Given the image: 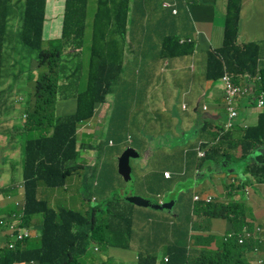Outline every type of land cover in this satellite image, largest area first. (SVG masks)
I'll list each match as a JSON object with an SVG mask.
<instances>
[{
    "label": "crops",
    "instance_id": "0c3cea01",
    "mask_svg": "<svg viewBox=\"0 0 264 264\" xmlns=\"http://www.w3.org/2000/svg\"><path fill=\"white\" fill-rule=\"evenodd\" d=\"M163 2L177 8V13L172 14L170 8L163 7ZM227 3L228 0H132L123 41L122 70L110 93L113 98L107 100L108 94L104 104L95 109L92 119H104L115 108L113 118H118L121 124L123 112L132 110L129 123L148 126L145 135L135 141L130 137V143H134L131 147L138 153L134 185L127 192L117 171L115 182L125 200L128 196H139L156 201V195L161 194L164 202L171 201L173 206L165 211L122 204L132 219L128 245L125 248L103 245L107 249L102 261L86 256L83 264H138L139 256L145 254L153 255L155 264H183L182 255L175 247L185 248V264H195L194 258L202 250L217 249L228 232L238 234L244 225L253 229V222L261 230L247 242L257 250L246 245L240 252L245 264H256L259 258L264 264V184L244 176L242 164L238 174L231 171L225 174L217 165L221 162L225 166L223 160L238 161L242 130L254 125L263 110L256 106L257 95L248 91L236 101L237 117L228 131L229 136L223 141L215 131L226 121V87L222 78L227 75L223 73L218 80L208 81L205 70L209 52L218 50L223 43ZM50 7L51 1L46 0L44 24ZM51 29L55 31V25L48 32ZM236 44L240 47L253 44L259 52L258 70L264 69V0H241ZM250 82L254 84L252 79L232 84L244 88ZM88 125L77 127L80 148L85 146L78 143V134L88 133L85 130ZM13 129L0 127V137L10 134L5 139L14 141V134L10 133ZM123 134L125 131L120 136L122 150L126 146ZM214 145H220L226 156L218 155L199 166L202 158L197 153L206 155ZM15 146L9 150L5 146L6 153L0 156V214L14 210L7 196H20L17 190L4 193L22 180V177L15 178L22 176L21 150L20 162L14 156ZM164 172L169 173L168 179L163 177ZM231 180L238 186L244 184V191L232 188L228 192ZM194 194H208L214 198L212 203H239L244 207V215L239 219L234 217L233 223L210 216L204 204L192 200ZM37 225L39 221L30 224L33 228ZM32 239L30 246L35 245ZM6 241L0 225V244ZM162 245H165L164 253H161ZM95 247L93 251H98Z\"/></svg>",
    "mask_w": 264,
    "mask_h": 264
},
{
    "label": "trees",
    "instance_id": "16d2710c",
    "mask_svg": "<svg viewBox=\"0 0 264 264\" xmlns=\"http://www.w3.org/2000/svg\"><path fill=\"white\" fill-rule=\"evenodd\" d=\"M129 3L130 0H97L92 22L86 87L82 92L76 93L74 112L59 117L54 115L55 98L59 88L57 73L64 74L65 69L64 66L59 67L60 55L66 48L82 51L87 0H64L60 37L49 41L47 48H43L42 35L46 0H25L21 41L30 50L37 52V66L45 71L38 74L34 82L35 103L32 111H28L29 120L25 124L28 131L36 135L22 142V182L18 184L24 187V224L30 225L35 216H41V222L37 225L38 236L32 239L35 245L30 246V239H27L19 242L14 249L1 248L0 264H82L80 256L89 241L118 248H125L129 243L132 219L122 204L132 206L130 201L124 198L109 201L104 208H91L81 213L66 208L53 209L45 200L37 197L39 184L49 189L62 188L66 185V180L81 167L77 163L80 159V146H77L76 138L77 125L92 118L95 109L104 104L106 96L112 92L121 74ZM240 6L241 0H228L224 14L223 43L218 50L209 52L205 79L214 82L226 73L230 75L233 83L240 84L242 81H248L244 75H249L252 80L258 76L259 80L254 81L251 93L256 96L260 92L264 93V69L258 70L259 52L253 44L242 47L236 44ZM172 9L177 13V8H170L171 13ZM12 10V0H0L1 95L4 94L1 90L3 49ZM78 70L79 66L74 64L72 73L66 77L68 83L63 89L73 87L70 79L77 77ZM125 112L122 114L120 129L126 123ZM215 131L217 135L223 132L222 128ZM228 136V132H225L221 139L224 141ZM126 137L125 142H130L131 136ZM238 145L241 148L238 161L242 164L243 175L258 184H264V107L257 116L256 123L242 130ZM219 151H222L220 145H214L206 155L204 154L199 166L214 160L218 155L226 156L224 153L218 154ZM223 163L228 167V160H223ZM217 165L222 167L221 162ZM243 186L244 184H241L235 189L241 191ZM227 187L229 192L233 186L230 184ZM16 189L17 186L13 185L4 193L12 194ZM204 205L210 216L225 218L232 223L234 217L242 218L245 211L241 204L234 202H211ZM2 221L4 217L0 214V225L3 228L5 225L1 224ZM246 229L250 230V227ZM241 232H244V229H241ZM238 234L222 241L218 249L202 250L194 258V263L245 264L240 250L246 245L253 248V244L247 242L252 238L238 242ZM175 248L180 251L182 263L185 264V248ZM138 264H155V257L141 255ZM256 264H263V259L259 258Z\"/></svg>",
    "mask_w": 264,
    "mask_h": 264
},
{
    "label": "rangeland",
    "instance_id": "374dc122",
    "mask_svg": "<svg viewBox=\"0 0 264 264\" xmlns=\"http://www.w3.org/2000/svg\"><path fill=\"white\" fill-rule=\"evenodd\" d=\"M50 1L51 7L50 13L47 15V25H43V48L49 47L48 42L52 39H58L60 37L64 0ZM12 2L13 10L9 17L6 41L3 49V81L1 90L3 89L4 94H0V121L4 122H0V127L7 128L8 130H10L11 127L15 128L10 132L14 134L15 140H7L10 138V134L6 135L8 138L5 134L2 135L3 137H0V156L6 153L4 149L5 146V148L9 150L13 145H17L15 146L16 151L14 152V156L21 162L20 150L22 155V142L36 135L28 131L25 123L29 120L28 111H32L35 103L33 93L35 79L38 74L43 73L45 69L37 66V52L30 50V48L21 41L25 0H12ZM131 2L132 0H130L129 8ZM96 3L97 0H87L82 51L79 52L80 49L66 48L60 55L59 67L64 66L65 69L64 74L57 73V86L59 85V88L55 98V116L65 117L71 115L75 110L76 93L82 92L86 87L92 22L96 12ZM51 25H55V31L51 29L50 32H48ZM74 64L79 66V70L76 74L77 77L70 79L73 83V87L63 89L62 87L68 83L66 77L72 73ZM112 98L113 94H110L107 100H111ZM131 112L132 110L125 112L124 118L126 123L122 129H120V120L118 118H113L116 114L114 109H110L104 119L101 117V119H97L95 117L94 119L91 118L88 121L79 123L77 125L78 128L90 124L85 127L88 133L78 134V143H82L85 146V148H80L82 159H78L77 161V163L81 165L80 169L66 180V185L62 188L49 189L43 184H39L37 189L38 199L45 200L53 209L66 208L81 213H85L91 208H104L107 202L122 199L123 195L121 194L120 186L115 182L117 159L123 151L120 136L122 135V131H125V134L130 135L133 141H135L137 138H140L141 135H145V130H147L148 127L146 124L129 123V120L132 118ZM151 118H153L154 121L156 120L153 116ZM145 120L148 121L147 118ZM18 141L21 143L20 146ZM128 141L129 140H126L125 142V144L128 145L127 148L125 147L126 149L124 148L125 150L129 149L130 146H134V143L131 144ZM219 153L222 154L223 152L219 151L218 154ZM90 156L91 158L89 159L88 157ZM137 160L138 159L130 160L131 179L125 183L127 192H129L130 185H134L135 182L134 171ZM9 164L10 162L7 161V165ZM228 165L229 167H220L221 171L225 174H228L230 171L234 174L239 173L241 162L232 161L231 163L229 162ZM19 167L20 172H22L21 164ZM18 174L19 171L16 172V175ZM20 177L22 176L15 178L18 180ZM20 182H22V180L19 181V183ZM203 195L208 194H199L200 197ZM211 198L212 200L214 199L212 196ZM36 221L41 222V216H35L30 224H34ZM253 224H255L253 225V229L245 232L251 234L252 237H256L257 232L261 230V226L257 225L255 222H253ZM247 227L248 225H244L242 229H246ZM30 228L37 231V229L31 226ZM93 246H97L99 250L93 251ZM97 247H95V250L98 249ZM106 249V246L102 244L98 245L97 243L89 241L84 253L80 256V260L82 262L86 256H95L99 261H102L106 255ZM253 249L257 250V247L253 246ZM164 251L165 245H162L161 253H164ZM94 260L95 259H92L90 261Z\"/></svg>",
    "mask_w": 264,
    "mask_h": 264
},
{
    "label": "built area",
    "instance_id": "2783aa9c",
    "mask_svg": "<svg viewBox=\"0 0 264 264\" xmlns=\"http://www.w3.org/2000/svg\"><path fill=\"white\" fill-rule=\"evenodd\" d=\"M163 7L165 8H171V5L168 2H163ZM172 14H176V10L172 9ZM183 41V40H182ZM181 41V42H182ZM226 74V73H225ZM227 76H224L222 78V81L226 87L225 90V97H224V102H225V110H226V121L223 124L222 128H223V133H225L227 130L231 129L233 126V121L234 119L237 117V111H236V101L245 93H252L254 84L252 82H250V87L247 84L244 88H241L239 85L238 86H234L232 84L231 78L228 74H226ZM244 77L248 80L252 79L249 75H244ZM254 79V78H253ZM255 101H256V105L258 108H262L264 105V94L262 92H260L256 97H255ZM236 103V104H235ZM197 157L202 158L204 156L203 153H197ZM198 172V170H197ZM163 177L165 179H168L170 177L168 172H164L163 173ZM17 188L19 190H23V186L21 184L17 185ZM192 200L194 202H203L204 204H209L212 201L211 196H207V195H203L202 197H200L197 194H194L192 196ZM156 202L158 204H163L164 200H163V196L161 194L156 195ZM17 206L20 207L21 211L23 210V203L21 202H17ZM22 223V213L20 214H13L11 215L9 218L4 219V221L1 222V224L5 225V231L7 234H9L12 239L15 240H21L24 239L26 237H29L31 232L28 228L21 226ZM248 231L247 229H244V232H241L240 234L237 235V241L238 242H242L244 239L247 238H253L251 236V234L245 232ZM258 233V232H257ZM233 236V232L232 233H228L226 235L227 238H230ZM14 241H11L9 243V247H14ZM262 261V260H261Z\"/></svg>",
    "mask_w": 264,
    "mask_h": 264
},
{
    "label": "water",
    "instance_id": "95a60500",
    "mask_svg": "<svg viewBox=\"0 0 264 264\" xmlns=\"http://www.w3.org/2000/svg\"><path fill=\"white\" fill-rule=\"evenodd\" d=\"M253 80L254 81L255 80H259V77L256 76V77H254ZM239 99H241V97ZM222 135H223V132H219V137H221ZM124 150L122 151V153L119 155V157L117 159V173L122 178V180L126 183V182L130 181V179H131L130 160L131 159H137L138 158V154L131 147H129V149H127L125 151ZM230 184L232 186L235 185L232 188H236L238 186V184H235L234 180H231L228 185H230ZM17 185L18 184H16L15 186H17ZM16 190L20 194L19 197L14 198L13 196H11V198H8L10 195L7 196V200L14 205V210H11L8 213H3V217H4V219H7L13 214H17L18 215V214L22 213L21 226L28 228L30 230L31 234H30L29 237H26V238L21 239V240H15L14 241L12 239V237L9 234L6 233L5 227H3L2 231H3V234L7 238V241L4 244H0V249L1 248L14 249V248L17 247V244L19 242H24V241H26L27 239H30V238H35V237L38 236V233H39L37 228H34V229H37V231H36V230L31 229L30 225H25L24 224L23 210L21 211L20 207L17 206V202H21V203H23V209H24V201H23L24 200V187H23V190H19L18 188ZM126 200L130 201L132 204H134L136 206L149 207L151 209H157V210L169 211L172 208V206H173V202H171V201L170 202H164L163 204H158L156 201H154L152 199H145V198H142V197H139V196H130V197H127ZM11 241H14V247H9V243Z\"/></svg>",
    "mask_w": 264,
    "mask_h": 264
},
{
    "label": "clouds",
    "instance_id": "9594fccd",
    "mask_svg": "<svg viewBox=\"0 0 264 264\" xmlns=\"http://www.w3.org/2000/svg\"><path fill=\"white\" fill-rule=\"evenodd\" d=\"M256 106H257V105H256ZM263 107H264V105H263ZM263 107H262V108H263ZM262 108H259V109H262ZM235 119H236V118H235ZM235 119H234V120H235ZM233 122H234V121H233ZM222 130H223V128H222ZM229 130H230V129H229ZM229 130H227L226 132H228ZM228 233H232V232H228ZM226 235H227V234H226ZM226 235H225V239H228V238L226 237ZM233 236H236V234L233 233ZM233 236H232V237H233ZM230 238H231V237H230Z\"/></svg>",
    "mask_w": 264,
    "mask_h": 264
}]
</instances>
